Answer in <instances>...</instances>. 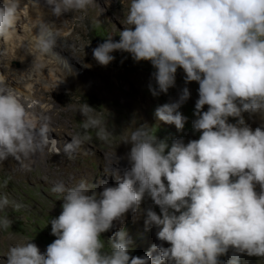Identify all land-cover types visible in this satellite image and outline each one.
<instances>
[{
	"label": "clouds",
	"instance_id": "clouds-1",
	"mask_svg": "<svg viewBox=\"0 0 264 264\" xmlns=\"http://www.w3.org/2000/svg\"><path fill=\"white\" fill-rule=\"evenodd\" d=\"M45 5L55 18L89 8L102 11L96 0H45ZM20 8V0H2L0 38L14 32ZM124 23L119 39L107 36L92 49L93 58L107 66L114 60L111 53L120 51L136 62H150L153 97L175 87L182 69L185 85H199L192 122L198 139L169 142L135 127L121 141L130 150L121 158L127 165L112 174L115 184H54L51 191L62 201L60 214L48 222L55 239L44 252L31 240L12 245L0 264H222L219 257L229 249L264 257V125L252 129L244 116H264V0H130ZM35 35L36 55L67 64L54 51L57 33L51 21L41 19ZM3 81L0 76V85ZM190 95L188 87L181 88L176 100L155 109L156 120L182 130L187 118L179 109ZM85 109L94 111L87 104ZM101 124L93 115L84 127ZM32 127L24 104L0 86V162L33 150ZM145 197L159 209L146 210L145 224L163 243L133 256L126 230L107 241L101 234L122 223L125 214H135ZM10 205L23 207L0 195V212ZM11 224L0 216V227ZM227 264H238V257Z\"/></svg>",
	"mask_w": 264,
	"mask_h": 264
},
{
	"label": "rangeland",
	"instance_id": "rangeland-1",
	"mask_svg": "<svg viewBox=\"0 0 264 264\" xmlns=\"http://www.w3.org/2000/svg\"><path fill=\"white\" fill-rule=\"evenodd\" d=\"M44 2L39 0V6L33 0H20L14 32L9 37L0 38V76L4 78L0 86L11 90L23 101L26 110L32 106L37 109L31 110L36 119L32 121L33 129H29L33 141V150L29 154L36 153L37 156L32 159L9 157L0 162V195L6 194L10 201L23 205L19 210L10 205L0 212V216H7L12 221L9 228L0 227V259L12 245L31 240L44 252L55 239L48 222L60 214L62 201L51 191L54 184L62 182L71 187L82 180L89 184L103 180L113 186L112 174L116 167L127 165L126 159L121 158L130 150V145L121 141L135 127L144 126L150 134H155L158 139L167 138L169 142L183 138L187 143L199 137L192 128L199 85L197 82L185 85L182 69H177L175 87L166 95L153 97L148 90V84L154 83L151 71H155L150 62H136L130 54L120 51L111 53L114 60L107 66L99 65L93 58L92 49L107 36L119 39L118 31L127 26L124 18L130 0H96L102 11L89 8L86 12L65 13L60 18L52 17ZM31 6L43 15L38 16ZM41 19L52 22L57 38L61 37L60 45L72 63L64 65L61 60V65L56 66L53 63L55 58H45L47 63H43L42 57L36 56L35 62L40 60L46 66L40 68V62L33 61L35 39L32 38V42L30 37ZM24 51L26 57L21 58L20 52ZM24 68L29 76L17 78L15 73ZM185 86L191 95L179 109L187 120L184 128L178 131L174 125L157 121L154 112L158 106L176 100L180 89ZM85 104L94 111H86ZM93 115L98 116L102 124L85 128V122ZM244 116L252 129L264 125V116ZM250 120L254 122L252 126ZM62 122L63 127L60 126ZM229 122L235 123V120L229 118ZM102 133L110 134L107 141L100 139ZM149 207L159 213L158 207L145 197L135 214H125L123 222H114L113 228L101 234V238L107 241L115 231L123 228L132 240L130 254L145 255L153 244L163 243L156 239L155 228L145 224ZM163 246L168 245L164 243ZM233 255L238 257V264H264V257L234 253L232 249L219 259L222 264H227Z\"/></svg>",
	"mask_w": 264,
	"mask_h": 264
},
{
	"label": "bare ground",
	"instance_id": "bare-ground-1",
	"mask_svg": "<svg viewBox=\"0 0 264 264\" xmlns=\"http://www.w3.org/2000/svg\"><path fill=\"white\" fill-rule=\"evenodd\" d=\"M41 1H43V0H41ZM44 3H45V2H44ZM128 4H129V3H128ZM42 5H43V4H42ZM32 6H33V5H32ZM32 6H31V8H33ZM36 6H37V5H36ZM37 8H38V7H37ZM33 9H35V8H33ZM40 10H41V7H40ZM42 10H43V9H42ZM42 10H41V11H42ZM35 13H36L38 16H42V15H43V12H42V14H41V13H38V12L36 11V9H35ZM31 33H32V36H31L30 38H31V41H32V38L36 39V35H35V27L32 29V32H31ZM58 36H59V35H58ZM60 39H61V37H60ZM60 39L57 38V45H56V48L54 49V51L57 52V53H59V55H60L61 57H63V59H65V60L67 61V63H72V60H70L68 56L66 57L65 52H64V49H63V47L60 45ZM27 40L30 41L29 38H28ZM62 40H63V39H62ZM7 41H8V40H7ZM32 42H34V41H32ZM62 42H63V41H62ZM6 44H7V43H6ZM9 44H10V43H9ZM9 44H8V45H9ZM31 45H32V44H31ZM31 45H30V46H31ZM62 45H63V44H62ZM31 49H32V48H31ZM23 50H24V49H23ZM23 50H22V51H23ZM19 51H20V50H19ZM70 51H71V49H70ZM14 52H15V51H14ZM33 53H34V52H33ZM3 54H5V53H3ZM24 54H25V51H24V52H20V57H21V58H23V57L25 58V57H26V56H25L26 54H25V55H24ZM34 54H35V53H34ZM69 54H70V53H69ZM85 54H86V53H85ZM6 55H7V53H6ZM15 56H16V55H15ZM33 56H34L35 58H34ZM33 56H32V57H33V59H34V60H33L34 62L36 61V56H38V57H40V58L42 57L41 61H43L45 58H49V59H52V60L55 58L53 63H54V65H56V66H57V65H61V63H64V65L66 64L63 60L61 61V60L58 59L57 57H55V56H51V55H48V56H41V55H36V54H35V55H33ZM70 56H71V55H70ZM73 57H74V56H73ZM7 58H8V57H7ZM10 58H11V57H10ZM10 58H9V59H10ZM18 58H19V57H18ZM40 58H38V59H40ZM70 58H71V57H70ZM74 58H75V57H74ZM29 59H31V58L29 57ZM18 60H19V59H18ZM23 60H24V59H23ZM57 60H58V61H57ZM6 61H7V60H6ZM37 61H38V62H35V63L38 64V63L40 62V63H39V64H40L39 66H42V67H40V68H44V67H46L45 64H43V63H44V62L47 63V62H46L47 60H46V61L44 60L43 63H41L40 60H37ZM60 61H61V63H60ZM37 64H36V65H37ZM91 64H92V63H91ZM23 67H24V66H23ZM35 68H36V69L39 68L38 65H37V67H35ZM64 68H65V67H64ZM93 68H94V69H97L96 66H93ZM94 69L91 70V71L93 72V73H92L93 75L95 74V70H94ZM13 70H14V69H13ZM41 70H42V69H41ZM6 71H7V70H6ZM11 71H12V70H11ZM34 71H35V70H34ZM38 71H39V70L37 69V72H38ZM43 71H44V70H43ZM43 71H41V72H43ZM55 71H56V70H55ZM61 71H62V70H61ZM61 71H60V73H61ZM30 72H31V70H30ZM35 72H36V71H35ZM44 72H45V71H44ZM87 72H88V71H87ZM146 72H147V71H146ZM8 73H9V75H12V72L8 71ZM13 73H14V72H13ZM28 73H29V72L27 71V68H26V69L24 68V69H22V70H20V71H17V72L15 73V75L17 76V78H22V77L24 78V77H26V76H29ZM56 73H57V72H56ZM60 73H59V74H60ZM64 73H65V72H64ZM88 73H89V72H88ZM151 74H152V71H151ZM60 75H61V74H60ZM65 75H66V74H65ZM68 75H69V74H68ZM16 76H15V77H16ZM67 77H68V76H67ZM9 78H10V77L8 76V79H9ZM12 78H13V77H12ZM11 80H13V79H11ZM145 81H146V80H145ZM16 89H17V88H16ZM18 89H19V88H18ZM18 89H17V90H18ZM20 92H21V91H20ZM21 93H22V92H21ZM19 94H20V93H19ZM21 103L24 104V106L26 107V104H25L23 101H21ZM31 110L34 111V110H37V109H36V107L32 106L29 110H26V111L29 113V116H30V118H31V122H32V121L34 120L35 117L32 115V111H31ZM36 112H37V111H36ZM36 115H37V114H36ZM36 115H35V116H36ZM76 118H77V117H76ZM35 119H36V118H35ZM38 119H39V118H38ZM44 120H45V119H44ZM63 122H65V121H63ZM63 122H62V123H63ZM35 123H36V122H35ZM249 124L252 126V125L254 124L253 120H250ZM261 124H262V123H261ZM41 125H42V124H41ZM60 126L63 127V126H64V123H63V125H60ZM62 127H61V128H62ZM104 128H105V127H104ZM32 129H33V128H32ZM100 129H101V128H100ZM92 130H93V129H92ZM98 131H99V130H98ZM32 142H33V141H32ZM36 156H37L36 153H34L33 155L28 154L27 156H24L23 154H21V155L19 156V158H23V159L29 158V159H32V158H34V157H36ZM14 159H15V158H14ZM18 163H19V162H18Z\"/></svg>",
	"mask_w": 264,
	"mask_h": 264
}]
</instances>
